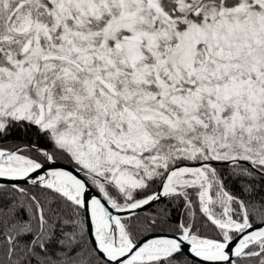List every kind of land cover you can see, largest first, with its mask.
Wrapping results in <instances>:
<instances>
[{
	"label": "snow or ice",
	"instance_id": "1",
	"mask_svg": "<svg viewBox=\"0 0 264 264\" xmlns=\"http://www.w3.org/2000/svg\"><path fill=\"white\" fill-rule=\"evenodd\" d=\"M0 264H264V0H0Z\"/></svg>",
	"mask_w": 264,
	"mask_h": 264
}]
</instances>
